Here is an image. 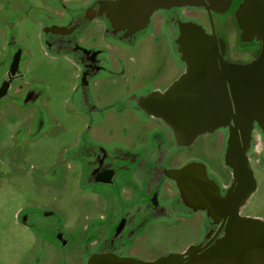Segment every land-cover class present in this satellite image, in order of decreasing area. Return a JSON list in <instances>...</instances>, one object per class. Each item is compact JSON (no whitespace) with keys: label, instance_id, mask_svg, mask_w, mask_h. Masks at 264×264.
<instances>
[{"label":"rangeland","instance_id":"1","mask_svg":"<svg viewBox=\"0 0 264 264\" xmlns=\"http://www.w3.org/2000/svg\"><path fill=\"white\" fill-rule=\"evenodd\" d=\"M96 1L0 0V81L16 51L21 52L20 76L0 98V264H63L66 252L42 228L49 225L73 233L101 213L102 204L85 186L87 170L80 166L98 149L128 150L133 143L132 152H139L140 139L151 136L154 122L134 108L132 99L153 88L164 89L170 80L168 48L162 49L151 37L127 48L104 38L100 22L92 23V34L84 41L97 48L112 45L111 61L120 55L125 73L111 74L105 65L106 70L89 80L84 105L76 57L49 47L43 36L48 19L62 23V12L70 19ZM230 27L233 48L239 36L234 22ZM140 35L138 40L144 36ZM249 59L247 54L239 58ZM161 71L163 75H156ZM152 79L154 85L147 82ZM222 150L221 134L200 137L185 156L170 164L199 159L226 174L224 166H215ZM263 166L252 162L257 190L242 210L245 217L264 219ZM204 229L199 215L154 220L142 230L131 253L141 261L178 254L199 244Z\"/></svg>","mask_w":264,"mask_h":264},{"label":"flooded vegetation","instance_id":"2","mask_svg":"<svg viewBox=\"0 0 264 264\" xmlns=\"http://www.w3.org/2000/svg\"><path fill=\"white\" fill-rule=\"evenodd\" d=\"M242 2L243 0H201L202 7L172 8L153 14L147 30L144 34L142 33L144 36L134 46H138L143 39L151 37V41L160 45L162 49L164 46L168 48L171 58L170 80L168 79L164 89L153 88L132 99L135 103L134 108L143 112L154 122L151 136L140 139L142 147L139 152H132L133 143L126 146L128 150L115 148L107 152L98 149L89 161L80 166H85L87 170L85 186L94 195L95 201L97 197L102 204L101 213L98 218L88 219L73 233H63L49 225L42 228L51 236L52 241L58 243L57 248L66 252L63 264H96L97 257L107 255L134 258L131 251L134 250L139 235L154 220L176 219L183 214L199 215L205 227L201 242L212 245L228 229L234 228L242 217H245L242 215L244 190L232 196L227 195V191L235 182L236 174V168L234 171L227 164L231 158L236 160L237 164H239L238 161L246 159L251 169L253 160L259 164L264 163V131L258 124L255 123L256 130L247 138L239 134V147L235 150L229 148L228 130L198 137L199 139L204 136L222 135L223 150L215 163L216 167L222 165L227 170L226 174L221 175L214 165L199 159L191 158L183 162L179 161V164H170L172 159L185 156L198 139L191 145L181 144L164 120L149 115L151 114L149 108H146L148 111L143 110L139 105L148 103L150 96H153L159 104L167 103V100L162 99L159 94L190 72L180 56H177V48H175L179 36V25L182 22H195L201 25L210 36L215 32L217 40L225 44L224 59L227 62L248 65L257 60L262 50L261 42L243 41L235 20V11ZM86 10L70 19L66 16V12H62L60 16L64 19L62 23L50 18L49 24L43 25V36H46L49 47L58 49L59 52L66 49L76 57L75 61L78 65L76 66L81 71L80 79L84 88L82 94L84 105L88 104V96L86 97L85 94L90 86L89 80L106 70L105 65L109 66L111 74L121 75L124 72L121 71L123 66L120 55H115L116 59L111 61L112 45H108V49L97 48L96 45L84 41L88 35L92 34V23L95 24V22L103 25L102 35L107 38L105 18H96L98 14L96 2L90 4ZM194 12H199L201 16L191 15ZM156 20H158V26ZM233 22L237 27L239 38L232 48L228 38ZM138 34L140 35L141 32L134 37L138 38ZM134 46H127V48ZM104 53H107L106 57ZM242 54L249 55L250 59L240 61ZM20 55L21 52L16 51L15 57L12 58L6 70V77L0 81V98L6 97L10 85L20 76L17 66ZM115 66L118 68L115 69ZM117 69L119 70L115 71ZM163 74L161 71L156 75ZM219 74H224L221 68H219ZM190 75L192 79L185 89L208 86L207 83L197 80L208 77L207 71L194 69ZM147 82L153 85L156 83L154 79ZM226 85L230 89L229 84ZM258 143L262 145L258 147ZM186 166L188 167L184 168ZM172 176L174 179L171 178Z\"/></svg>","mask_w":264,"mask_h":264},{"label":"water","instance_id":"3","mask_svg":"<svg viewBox=\"0 0 264 264\" xmlns=\"http://www.w3.org/2000/svg\"><path fill=\"white\" fill-rule=\"evenodd\" d=\"M202 6L201 0H98L96 18H105L107 38L134 46L138 41L134 35L145 33L155 12ZM235 20L243 41L261 42L257 60L248 65L227 62L225 44L217 40L215 32L210 36L201 25L182 22L175 45L177 56L188 71H207L208 77L197 80L208 86L185 89L192 79L189 72L159 94L167 100L165 105L153 96L148 97V103L139 104L143 110L149 108V115L164 120L183 145H191L201 135L228 130L229 148L235 150L239 147V134L247 138L256 130L255 123L264 131V0H243L235 11ZM261 145L258 143V147ZM238 162L232 158L228 161L227 166L234 171L236 168V174L227 195L244 190L245 206L257 190V180L246 159ZM235 225L212 245L200 242L153 261L99 256L96 264H264V219L242 217Z\"/></svg>","mask_w":264,"mask_h":264}]
</instances>
